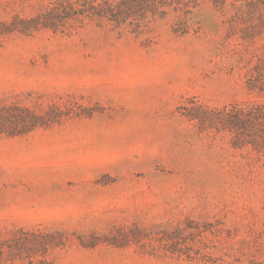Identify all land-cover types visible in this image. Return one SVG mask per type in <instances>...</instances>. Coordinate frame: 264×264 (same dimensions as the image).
<instances>
[{"label": "rangeland", "instance_id": "rangeland-1", "mask_svg": "<svg viewBox=\"0 0 264 264\" xmlns=\"http://www.w3.org/2000/svg\"><path fill=\"white\" fill-rule=\"evenodd\" d=\"M256 0H0V264H264Z\"/></svg>", "mask_w": 264, "mask_h": 264}, {"label": "trees", "instance_id": "trees-1", "mask_svg": "<svg viewBox=\"0 0 264 264\" xmlns=\"http://www.w3.org/2000/svg\"><path fill=\"white\" fill-rule=\"evenodd\" d=\"M251 6L256 9H264V0H256Z\"/></svg>", "mask_w": 264, "mask_h": 264}]
</instances>
